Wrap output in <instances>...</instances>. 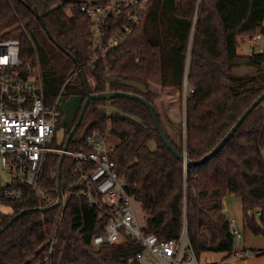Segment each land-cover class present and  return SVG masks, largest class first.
Returning a JSON list of instances; mask_svg holds the SVG:
<instances>
[{
  "label": "trees",
  "instance_id": "16d2710c",
  "mask_svg": "<svg viewBox=\"0 0 264 264\" xmlns=\"http://www.w3.org/2000/svg\"><path fill=\"white\" fill-rule=\"evenodd\" d=\"M61 1L0 0V38L18 39L24 56L38 57L47 102L52 104L59 96L80 97L72 122L66 121L59 105L57 129L66 128L63 139L57 138L59 149L87 98L79 69L91 93H136L155 107L159 97L155 85L182 90L186 80L194 92L186 101L185 143H177L165 131L193 160L211 151L264 91L256 77L233 72L234 67L264 64V52H238L240 37L264 36V0H150L141 26L108 53L106 63L100 60L94 68L87 66L92 58L91 19L80 11L68 14ZM108 104L116 111L109 112ZM95 132L112 141L117 138L111 157L125 176L127 191L146 212V233L175 238L186 224L199 258L205 253L229 256L235 238L224 202L236 195L242 201L245 228L264 236V100L215 156L193 166L168 149L151 112L135 99L91 100L69 150L85 146L87 136ZM60 156L49 154L43 169L41 185L49 200L39 199L26 184L13 182L23 187L26 198L7 200L14 210L0 212V229L20 211L56 201ZM74 168L66 154L61 178L64 204L26 212L0 233V264H41L50 234L56 235L51 264H124L142 249L130 237L122 243L93 245L109 217L92 204Z\"/></svg>",
  "mask_w": 264,
  "mask_h": 264
},
{
  "label": "built area",
  "instance_id": "2783aa9c",
  "mask_svg": "<svg viewBox=\"0 0 264 264\" xmlns=\"http://www.w3.org/2000/svg\"><path fill=\"white\" fill-rule=\"evenodd\" d=\"M150 0H62L60 5L68 14L80 11L90 19V51L92 58L87 66L94 68L100 60L105 63L108 53L126 42L141 26ZM116 33L109 36V32ZM263 35L250 40L257 43L258 52H264ZM69 79V78H68ZM184 91L193 93L194 88L184 83ZM60 97V96H59ZM47 102L43 76L37 56L28 58L22 54L20 41L15 38H0V171L10 175V182L1 187L0 201L23 200L24 189L14 185L19 181L30 187L41 200H49L48 192L42 187L41 179L48 155L60 153L58 121L61 114L60 98ZM114 144L109 136L92 133L87 136L85 146L68 150L70 162L75 165L80 183H85L92 204L98 205L101 215L109 217L102 233L92 240L94 246L117 244L127 238L138 241L141 250L128 257L126 263L136 259L153 264H226L229 260H242L253 255L249 248L236 245L242 239L237 219H229L234 235V249L229 256L220 260L199 258L191 245L187 225L178 237L160 239L154 233H146L139 224L134 209V200L127 191L125 176L116 169L112 159ZM96 192L98 196L93 195ZM63 198V204L65 202ZM56 235L46 237L47 249L41 264H51ZM203 257V256H202Z\"/></svg>",
  "mask_w": 264,
  "mask_h": 264
},
{
  "label": "rangeland",
  "instance_id": "374dc122",
  "mask_svg": "<svg viewBox=\"0 0 264 264\" xmlns=\"http://www.w3.org/2000/svg\"><path fill=\"white\" fill-rule=\"evenodd\" d=\"M262 39V44L264 45V36ZM256 46L257 43L255 41L250 40V38L240 37L238 52L241 55H250L254 52H258ZM233 72L239 77L254 76L257 78L259 85L264 84V64L261 68H256L248 65L234 67ZM71 80L72 82H74L73 77L71 78ZM154 87L155 91L159 95V97L156 99V108L164 129L167 131L168 135L172 138V140L176 141L179 144H184L186 139V101L188 96V94L184 91V86L182 90L171 87L163 89L160 85H155ZM79 99V96H71L69 98H65L64 96H62L60 104L64 108L66 121L68 120V122H72L74 120V115L77 111ZM106 107L109 112L116 111L115 108H113L109 104ZM65 133L66 128H59L58 137L60 140L63 139ZM109 139L111 142L117 141V138H114L112 141L110 136ZM10 178V175L6 171H0V191L2 186H5L10 182ZM134 209L139 224L144 227L146 224V212L141 208L140 204L137 201H134ZM13 210L14 209L12 204L0 201L1 213L9 214ZM224 212L226 213L229 219H237V226L242 233V239H240L239 242H236V245L238 247H245V245L256 247V249L249 248L253 253L251 258L261 260L264 264V254H256V252L261 253L262 251H264L259 250V247L261 246H263L264 248V236L255 235L248 228H245L241 198L239 196L233 195L232 200L226 199L224 202ZM146 255L147 251H145L144 258L142 260L143 264H153L146 260ZM208 256L212 257L213 260H219L221 257H224V255L220 253H205L202 257L203 261H206V257ZM236 261H230L228 264H234V262ZM240 264H248V261L240 262Z\"/></svg>",
  "mask_w": 264,
  "mask_h": 264
},
{
  "label": "water",
  "instance_id": "95a60500",
  "mask_svg": "<svg viewBox=\"0 0 264 264\" xmlns=\"http://www.w3.org/2000/svg\"><path fill=\"white\" fill-rule=\"evenodd\" d=\"M74 2L78 1V0H73ZM36 16L38 18H41V15L39 13H36ZM79 73L82 76L84 85H85V89L87 92V98L85 99L82 108H81V112L74 124V126L71 128V130L69 131L67 138L65 140L62 152H61V156H60V160L58 163V168H57V199L56 201L47 206V207H37V208H28V209H24L22 211H20L19 213L15 214L1 229H0V233L5 230L9 225H11L18 217H20L21 215H23L26 212H31V211H35V210H48V209H53L56 207H59L62 202H63V191L61 188V178H62V166L65 160V156L66 153L69 150V144L70 141L73 137V135L75 134L76 130L79 128L84 115H85V111L88 107V104L91 100H101V99H106V100H111L114 99L116 97L119 96H126L132 99H135L141 103H143L144 105L147 106V108L149 109V111L151 112L154 122L156 124V127L158 128V132L160 134L161 139L163 140V142L165 143V145L168 147V149L175 155L177 156L180 160H182L186 166H193V165H197V164H201L205 161H207L208 159L212 158L213 156H215L220 149L223 148V146L232 138V136L235 134V132L238 130V128L241 126V124L245 121V119L248 117V115L264 100V91L258 95L255 100L244 110V112L241 114V116L236 120V122L233 124V126L230 128V130L227 132V134L215 145V147L209 151L207 154H205L203 157H201L200 159H190L187 157L186 151L185 150H181L179 148H177L170 140L169 136L167 135L165 129L163 128L157 109L155 107V105L149 101L147 98H145L143 95L140 94H136V93H131V92H125V91H111V90H107L104 92H99V93H91L88 85H87V81L86 78L82 72L81 69H79Z\"/></svg>",
  "mask_w": 264,
  "mask_h": 264
},
{
  "label": "crops",
  "instance_id": "0c3cea01",
  "mask_svg": "<svg viewBox=\"0 0 264 264\" xmlns=\"http://www.w3.org/2000/svg\"><path fill=\"white\" fill-rule=\"evenodd\" d=\"M232 197H233V196L229 195V196L227 197V199H228V200H232ZM11 213H13V211H12ZM11 213H9V214H11ZM240 248H252V249H256V247H253V246H246V245H245V247L243 246V247H240ZM259 250H261V251L264 250L263 246L259 247ZM207 254H209V253H207ZM256 254H257V255H258V254H264V251H262L261 253H260V252H256ZM251 256H252V255H251ZM251 256H249L248 258L242 259L243 261L229 260L228 262H226V264H228L230 261H236V262H234V264H240V262H244V261H248V264H263V261H261V260H256V259H254V258H251ZM222 258H224V257H221L220 259H222ZM220 259H219V260H220Z\"/></svg>",
  "mask_w": 264,
  "mask_h": 264
}]
</instances>
